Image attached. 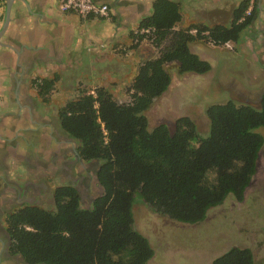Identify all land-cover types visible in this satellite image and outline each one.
<instances>
[{"label":"trees","instance_id":"1","mask_svg":"<svg viewBox=\"0 0 264 264\" xmlns=\"http://www.w3.org/2000/svg\"><path fill=\"white\" fill-rule=\"evenodd\" d=\"M249 5L250 0H242L228 25L194 23L175 30L182 20L179 4L153 2L151 15L130 33L129 48L145 40L157 49V56L139 65L127 88L129 102L119 103L105 87H96L92 93L80 91L57 110L58 127L77 143L80 159L99 161L101 195L84 209L76 189L61 185L53 191L54 211L17 209L6 218L13 253L26 264H147L153 251L134 229L135 199L185 224L203 221L228 195L243 201L264 142L257 132L264 128V94L258 109L232 101L209 105L206 137L198 135L186 116L175 120L173 132L164 124L149 131L144 112L170 86L167 65L174 64L179 74L210 71L211 65L192 53L189 44L237 43L257 11L254 0L245 15ZM56 81L33 80L44 104L50 103ZM210 264L254 261L249 249L232 247Z\"/></svg>","mask_w":264,"mask_h":264},{"label":"rangeland","instance_id":"2","mask_svg":"<svg viewBox=\"0 0 264 264\" xmlns=\"http://www.w3.org/2000/svg\"><path fill=\"white\" fill-rule=\"evenodd\" d=\"M179 1L185 9V17L211 26L228 25L233 10L242 0ZM255 16L256 12L252 20L255 23L252 22L241 33L235 45L230 43L229 47L225 45L216 49L201 42L198 43L204 46L190 43L192 51L199 53V57L211 65L208 73L179 74L175 65L166 66L171 79L170 86L144 112L149 131L164 124L173 132L175 120L186 116L194 121L198 135L206 137L209 129L206 109L209 105L232 101L236 105L259 108L264 94V24H257ZM256 28H261L260 32ZM129 50L127 47L118 52L124 55ZM130 83V79H125L123 88L115 89L109 88L111 83L108 82L107 88L113 91L112 95L117 102L127 103L130 100L127 92ZM87 87L90 89V84ZM78 94L60 95L57 89L52 93L51 103L44 105V111L53 117L65 101ZM3 99L4 96L0 102ZM52 119L54 125H49L58 132V136L63 137L57 120ZM257 132L264 139V128H259ZM47 133L39 131L31 134L29 146L20 138L15 142L17 156L28 158V164L23 165L24 172L30 173L22 175L10 171L7 174L9 180L20 183L29 181L40 186L32 193L33 198L36 197V201L31 204L33 206L54 211V189L61 185H72L77 190L80 207L89 208L92 201L102 193L96 177L99 161L83 162L73 150H69L54 162L50 151L63 145H73L75 151L77 143L64 139L62 144H56L52 139L44 137ZM65 160L73 162L68 172L70 178L62 174V162ZM132 213L134 229L147 239L153 251L147 264H210L232 247L249 249L254 264H264V142L257 159L256 173L245 190L243 201L237 202L228 195L221 205L210 209L205 219L196 224L179 223L160 216L138 198L135 199Z\"/></svg>","mask_w":264,"mask_h":264},{"label":"crops","instance_id":"3","mask_svg":"<svg viewBox=\"0 0 264 264\" xmlns=\"http://www.w3.org/2000/svg\"><path fill=\"white\" fill-rule=\"evenodd\" d=\"M94 1L109 6L110 20H81L75 14L62 12L61 0H17L13 3L8 28L0 39L3 44L0 45V99L4 96L0 102V117L5 114L7 128L14 131L9 137L18 133L14 142L22 138L19 135L29 127L20 122L24 118L11 117L13 115L6 112L15 114L17 110L27 117L26 112L30 111L35 118L34 106L41 104L44 107L33 80L57 78L52 93L58 89L60 95L80 91L92 93L96 87H105L112 94L113 91L107 88L108 82L111 83L109 88L122 89L125 79L132 82L142 62L157 56V49L145 40L124 55L118 52L131 46L130 33L143 18L151 15L155 0ZM171 1L179 4L182 14L175 30L198 22L185 17V9L179 0ZM3 14L4 6L0 4V27ZM255 18L257 24H264V0L260 1ZM260 29L256 28V31L260 32ZM194 45L204 46L198 42ZM230 45L228 43L226 47ZM8 96H12L11 103L6 100ZM25 145L29 146L30 142ZM23 159L28 162V158Z\"/></svg>","mask_w":264,"mask_h":264},{"label":"flooded vegetation","instance_id":"4","mask_svg":"<svg viewBox=\"0 0 264 264\" xmlns=\"http://www.w3.org/2000/svg\"><path fill=\"white\" fill-rule=\"evenodd\" d=\"M260 1L261 0H257V11H258V7H260ZM1 5L4 6L3 3ZM8 97H9L8 101L9 103H11L12 96L11 99L10 96ZM41 103L43 102L41 101ZM44 105H49V104H44ZM33 109H34V113L37 115V117L35 118L32 116L30 111L29 113L26 112L27 117L24 114L22 115L21 111H17V110L15 114H13L12 112H6L7 115H13L11 117H15L18 119H20L21 117L24 118L21 119L20 122H22L23 124L27 123V126L29 128L26 129L27 131H23L22 134L19 135V136H23L20 139H22L25 142V144H27L28 142L31 143L32 141L31 135L28 138L27 136H24L26 135V133L34 134L35 132H39V131H44V133L45 131L48 132L47 136L44 137L45 138L47 137V139H52L54 142H56V144L58 143L62 144L64 139H66L67 141L72 140L65 135L63 137L58 136V132L54 131L49 125V123L53 124L52 118H55L57 120V125H58L57 112L52 117L51 114H48L44 111V108L41 104L34 106ZM39 111L40 113L38 114ZM5 117H6L5 114L0 117V264H26L19 254H15L12 251L11 238L7 232V227H6V218L8 215L12 214L14 211H16L19 208L25 206H33L31 204L36 201V197L33 198L32 193H34L37 189H39L40 186H35L29 181H24L23 183H20L17 181L11 182L9 180L7 174H9L10 171L14 174L19 173L22 175H27L28 171L24 172L23 165L26 161H24L23 157L21 158L17 156L16 150L14 148L10 149L11 146L14 147L15 142L13 140L18 135V133L16 135H13V137L8 136L9 134H11V132L14 133V131H12L11 128H7L8 123H6ZM64 144H69V143L64 142ZM65 146L67 147H64L63 145L60 146L59 148L57 147L53 151H50L49 154L53 155L54 162L58 160L59 157L62 158L61 155L68 152L69 150H73V152H75L73 145H71L72 147L69 145H65ZM72 163L73 162L68 160L62 162L63 165L62 174L63 176H65V178H70L68 172L69 169L72 167ZM68 186L75 188L72 185H68Z\"/></svg>","mask_w":264,"mask_h":264},{"label":"built area","instance_id":"5","mask_svg":"<svg viewBox=\"0 0 264 264\" xmlns=\"http://www.w3.org/2000/svg\"><path fill=\"white\" fill-rule=\"evenodd\" d=\"M254 0H250V5L245 15H249L253 7ZM61 11L64 13L75 14L81 20L97 18L110 20V8L106 4L97 3L94 0H61ZM149 30H142L141 33H147ZM194 33V31H192Z\"/></svg>","mask_w":264,"mask_h":264},{"label":"water","instance_id":"6","mask_svg":"<svg viewBox=\"0 0 264 264\" xmlns=\"http://www.w3.org/2000/svg\"><path fill=\"white\" fill-rule=\"evenodd\" d=\"M15 1L17 0H0V3L4 4V14H3V19H2V24L0 27V39L8 28L9 21H10L11 8ZM20 1H23V0H20ZM0 45L3 46L1 42H0ZM75 155L77 156L79 160H81L76 150H75Z\"/></svg>","mask_w":264,"mask_h":264}]
</instances>
